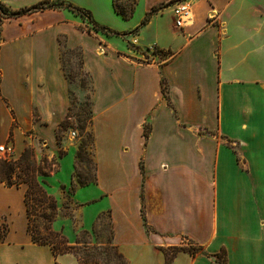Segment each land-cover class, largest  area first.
Instances as JSON below:
<instances>
[{
    "label": "crops",
    "instance_id": "crops-1",
    "mask_svg": "<svg viewBox=\"0 0 264 264\" xmlns=\"http://www.w3.org/2000/svg\"><path fill=\"white\" fill-rule=\"evenodd\" d=\"M36 1L0 0L9 11ZM170 1L151 0L137 14L138 0L139 17L125 28L97 19L120 18L112 0L73 5L124 35ZM188 1L190 25L157 24L164 11L172 18L171 4L126 37L89 32L85 19L65 9L0 16V145L12 147L11 159L32 148L38 163H55L49 183L57 176L70 183L77 145L64 143L59 156L57 130L70 120L76 91L64 55L79 51L95 166L94 182L72 196L81 227L108 213L112 243L127 264H165L164 252L185 241L202 253L179 250L171 264H219L216 255L225 264H264V0ZM24 194L25 186L0 183L8 227L0 264H78L71 253L54 256L31 241ZM50 194L58 196L56 187Z\"/></svg>",
    "mask_w": 264,
    "mask_h": 264
},
{
    "label": "trees",
    "instance_id": "trees-1",
    "mask_svg": "<svg viewBox=\"0 0 264 264\" xmlns=\"http://www.w3.org/2000/svg\"><path fill=\"white\" fill-rule=\"evenodd\" d=\"M44 5H46V0H42L38 4L22 11H9V9L0 2V16L12 18L51 8L65 9L85 19L90 25V28L87 29V31L102 32L108 36L121 37L136 34L149 22L150 18L158 12V9L153 7L144 16L139 25L133 31L123 35L105 26H100L94 23L91 19V13L89 11L71 5L70 3L58 2L48 7H45ZM136 5V0H132L130 5L126 9L125 3L122 6H119L118 0H112V7L114 12L124 21H128L133 17ZM158 53L166 55V53L163 52ZM75 55L79 58V65L81 66L80 52L76 51ZM67 78L70 81H74V79L71 78V76L68 74ZM67 126V121H64L60 125L59 129L57 130L58 141L60 139L58 135L59 131L66 129ZM80 129L81 132H84V126L80 127ZM85 146L86 141L82 138V141L75 154V164L78 161L83 162L86 160V157L84 155ZM51 171L52 167L50 163L45 158L41 159L38 163L35 159L33 149L29 147L25 148L17 159L8 160L0 158V183H3L4 186L8 188H19L25 186L24 203L27 216V233L30 235L31 241L37 245L49 246L54 256L71 253L77 259L78 264H111V258L113 257L116 258V261H113L112 264H127V261L118 252L115 246L112 247L113 253L111 255L109 254L110 250L108 248H92L91 251L85 253V251H88L85 246L78 248L68 246L67 239L63 235L62 231H55L53 229V223L57 215V203L54 197L48 193L46 189V183L43 180L49 177ZM76 184L77 186L81 187L87 185V183L83 181L80 176H77ZM7 232V224L0 219V243H3ZM85 235L87 236L89 234L85 233ZM77 244L83 245L84 242H77ZM179 250L186 251L191 255L202 253L200 247L194 246L193 243L188 241L186 246H182L170 251H165V264H171L172 256ZM84 256L86 257V259L84 258ZM214 258L219 264H225V260L220 255H216Z\"/></svg>",
    "mask_w": 264,
    "mask_h": 264
},
{
    "label": "rangeland",
    "instance_id": "rangeland-1",
    "mask_svg": "<svg viewBox=\"0 0 264 264\" xmlns=\"http://www.w3.org/2000/svg\"><path fill=\"white\" fill-rule=\"evenodd\" d=\"M36 1V0H35ZM69 1V2H68ZM106 0H98V2L105 4ZM132 0H118V5L122 6L125 3L126 9L130 5ZM151 0H140V4L137 10V14H139L143 8L150 2ZM179 0H172L168 3H163L160 5H156L155 8L158 9L157 13L162 14V11L164 9H167L171 4H174L178 2ZM36 1L35 3H37ZM58 2H65L70 3L73 5V2H83V0H46L45 7L52 6L55 3ZM85 2V0H84ZM138 2V0H136ZM34 3V4H35ZM168 12V11H167ZM166 11L163 12V15L160 16L156 22L162 29H169L171 25L173 26V20L171 16ZM115 14L111 15L110 17H97L98 21L103 23L105 26L110 25L116 28H122L127 27L130 24H133L137 19L138 15L136 17H132L130 21H122L120 18L114 16ZM87 25V24H86ZM109 27V26H108ZM112 29V28H111ZM126 37V36H125ZM125 37L123 38L125 40ZM128 41V47L132 51L140 52L139 49L136 46L135 41ZM150 51V50H149ZM143 54H146L145 51H143ZM153 54L158 55V57L161 59V61H165L168 59L167 53L166 55L159 54L158 51L153 50ZM64 61L65 63V69L66 73L71 76V78L74 79L73 81V88L78 92V95L76 94V91L71 93V108L69 112L70 120H66L68 123V126L66 129H63L59 131V156H63L65 154V147L63 146L64 143L71 146L72 144L77 145V148L79 147L82 138L86 141V146L84 147V155L86 157V160L83 162H77L73 164V172L71 176V181L67 186H64L62 184V180L60 179V176H57L53 179L52 182L49 183V180L47 178L43 179L46 183V189L48 193L50 194L51 190L54 191L55 187L57 189V195L54 196V199L57 203V215L55 218V221L53 223V229L55 231H62L63 235L67 239L68 246L72 247H83L88 249V251H85V253H88L92 250V248L97 249H105L108 248L110 251V255L113 253L112 247L114 246L111 241V223L108 213H102L101 215H98L91 226L89 227V230H85L81 227V221L83 213L78 211V207L73 205L72 196L75 192V187L77 186V176L81 177L83 181L87 183V185L91 184L95 180V166L90 154V147H91V115H90V100H91V90L89 87V81L83 72L81 66L79 65V58L73 53H66L64 55ZM144 62H149L148 57L145 56L143 58ZM84 126V132H81L80 127ZM72 133H74V137L72 136ZM25 145L29 146V139L25 140ZM18 152L16 151L15 158H17ZM42 157V156H41ZM2 159V157L0 156ZM45 158V157H44ZM42 159V158H41ZM54 162H50V165L52 167V171L50 172V176L53 177V170H57L56 166H54ZM75 167V168H74ZM55 175V174H54ZM60 177V178H59ZM76 177V178H75ZM53 185V187L50 189V187ZM61 224V229H59L58 225ZM85 233L89 235H85ZM77 242H84V244H77ZM187 243V241H185ZM86 259V257L84 256ZM113 261H116V258H111V264Z\"/></svg>",
    "mask_w": 264,
    "mask_h": 264
},
{
    "label": "built area",
    "instance_id": "built-area-1",
    "mask_svg": "<svg viewBox=\"0 0 264 264\" xmlns=\"http://www.w3.org/2000/svg\"><path fill=\"white\" fill-rule=\"evenodd\" d=\"M173 25L176 29H183L190 25L193 20L191 5L188 0H181L172 5ZM74 137V133H72ZM0 156L10 160L13 156V149L10 145H0Z\"/></svg>",
    "mask_w": 264,
    "mask_h": 264
}]
</instances>
